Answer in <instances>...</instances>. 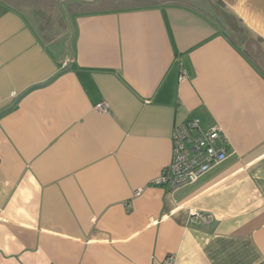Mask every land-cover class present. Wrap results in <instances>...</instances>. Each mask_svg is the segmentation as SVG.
<instances>
[{
    "label": "crops",
    "instance_id": "1",
    "mask_svg": "<svg viewBox=\"0 0 264 264\" xmlns=\"http://www.w3.org/2000/svg\"><path fill=\"white\" fill-rule=\"evenodd\" d=\"M60 1L0 0V110L18 97L0 114V264H264V71L231 19L66 0L70 59ZM193 116L227 159L160 186Z\"/></svg>",
    "mask_w": 264,
    "mask_h": 264
},
{
    "label": "built area",
    "instance_id": "2",
    "mask_svg": "<svg viewBox=\"0 0 264 264\" xmlns=\"http://www.w3.org/2000/svg\"><path fill=\"white\" fill-rule=\"evenodd\" d=\"M97 108L104 109L101 104ZM226 139L217 128L203 131L196 116L174 125L171 133V160L156 183L175 189L195 183L227 159ZM202 221L207 218L197 215ZM170 264V260L167 261Z\"/></svg>",
    "mask_w": 264,
    "mask_h": 264
},
{
    "label": "rangeland",
    "instance_id": "3",
    "mask_svg": "<svg viewBox=\"0 0 264 264\" xmlns=\"http://www.w3.org/2000/svg\"><path fill=\"white\" fill-rule=\"evenodd\" d=\"M160 1L173 0H145V3ZM186 1L189 3L188 0ZM108 2L107 6L115 5L111 1ZM196 4L219 5L222 8H218V11L223 13L221 15L231 19L232 24L237 29L241 28L247 37L260 42V51L264 52V0H197Z\"/></svg>",
    "mask_w": 264,
    "mask_h": 264
},
{
    "label": "flooded vegetation",
    "instance_id": "4",
    "mask_svg": "<svg viewBox=\"0 0 264 264\" xmlns=\"http://www.w3.org/2000/svg\"><path fill=\"white\" fill-rule=\"evenodd\" d=\"M236 34L238 35V39L240 40V43L243 47V50L247 55L257 63L258 56L263 51H260V42H256L252 40L251 38L247 37L245 33L241 29H236ZM264 71V70H262Z\"/></svg>",
    "mask_w": 264,
    "mask_h": 264
},
{
    "label": "water",
    "instance_id": "5",
    "mask_svg": "<svg viewBox=\"0 0 264 264\" xmlns=\"http://www.w3.org/2000/svg\"><path fill=\"white\" fill-rule=\"evenodd\" d=\"M63 1H66V0H61L60 1V6H61V8L63 9V11H64V13H65V16H66V19H67V21H68V24H69V27H70V30H71V34H70V37H69V39H68V46H69V52H70V56H69V58L71 59V55H72V52H71V47H70V39H71V36H72V33H73V31H72V28H71V24H70V22H69V19H68V16H67V13L65 12V10H64V8L62 7V2ZM80 1H83V2H92L93 0H80ZM246 55H247V53H245ZM248 56V55H247ZM254 63H255V65L262 71V70H264V52H262V53H260L259 54V56H258V63L256 62V61H254V60H252ZM59 72H61V71H59ZM18 100V97L8 106V107H6V108H4V109H2V110H0V114H2L3 112H5V111H7V110H9L10 108H12L14 105H15V103H16V101Z\"/></svg>",
    "mask_w": 264,
    "mask_h": 264
}]
</instances>
